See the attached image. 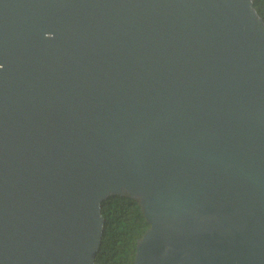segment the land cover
Wrapping results in <instances>:
<instances>
[{
    "label": "water",
    "instance_id": "95a60500",
    "mask_svg": "<svg viewBox=\"0 0 264 264\" xmlns=\"http://www.w3.org/2000/svg\"><path fill=\"white\" fill-rule=\"evenodd\" d=\"M255 0H0V264H94L137 202L133 264H264Z\"/></svg>",
    "mask_w": 264,
    "mask_h": 264
},
{
    "label": "trees",
    "instance_id": "16d2710c",
    "mask_svg": "<svg viewBox=\"0 0 264 264\" xmlns=\"http://www.w3.org/2000/svg\"><path fill=\"white\" fill-rule=\"evenodd\" d=\"M254 7L264 21V0H255ZM101 214L103 232L94 264H133L136 242L149 227L137 202L109 197L102 202Z\"/></svg>",
    "mask_w": 264,
    "mask_h": 264
}]
</instances>
